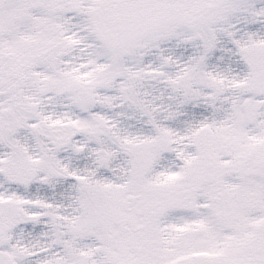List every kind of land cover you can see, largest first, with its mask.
Returning <instances> with one entry per match:
<instances>
[{
	"label": "snow or ice",
	"instance_id": "6c2138e0",
	"mask_svg": "<svg viewBox=\"0 0 264 264\" xmlns=\"http://www.w3.org/2000/svg\"><path fill=\"white\" fill-rule=\"evenodd\" d=\"M0 264H264V0H0Z\"/></svg>",
	"mask_w": 264,
	"mask_h": 264
}]
</instances>
